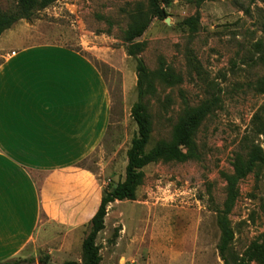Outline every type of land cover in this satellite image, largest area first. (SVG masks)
Listing matches in <instances>:
<instances>
[{"label": "rangeland", "instance_id": "374dc122", "mask_svg": "<svg viewBox=\"0 0 264 264\" xmlns=\"http://www.w3.org/2000/svg\"><path fill=\"white\" fill-rule=\"evenodd\" d=\"M18 8L19 0H0L4 14ZM160 8L165 17H154L150 0H58L12 26L25 35V45L74 48L105 75L111 125L84 163L98 173L106 169L105 189L125 179L127 152L138 133L132 109L141 101L139 60L154 85L142 100L152 122L147 151L173 142L188 111L210 107L193 147L182 149L186 160L149 164L136 199L108 207L96 241L99 264H225L220 217L233 232L229 262L264 264V167L239 181L231 207L223 176L234 173L235 159L247 157L253 145L264 150V0H172ZM139 17L149 27L139 40L145 50L134 58L124 36ZM89 231L66 250L65 233L47 231L11 264L81 262Z\"/></svg>", "mask_w": 264, "mask_h": 264}, {"label": "crops", "instance_id": "0c3cea01", "mask_svg": "<svg viewBox=\"0 0 264 264\" xmlns=\"http://www.w3.org/2000/svg\"><path fill=\"white\" fill-rule=\"evenodd\" d=\"M25 39L16 26L0 36V263L53 229L61 250L82 239L107 177L84 166L111 125L105 75L74 48Z\"/></svg>", "mask_w": 264, "mask_h": 264}, {"label": "trees", "instance_id": "16d2710c", "mask_svg": "<svg viewBox=\"0 0 264 264\" xmlns=\"http://www.w3.org/2000/svg\"><path fill=\"white\" fill-rule=\"evenodd\" d=\"M58 0H19L17 12L4 14L0 10V36L17 23L19 20H32L35 10L45 9ZM151 12L154 17H165L166 13L161 10V5H170L172 0H150ZM149 27V20L139 17L125 33L124 41L128 44L126 52L128 56L138 58L145 50L146 44L139 40ZM138 88L141 101L132 109V116L138 126V133L132 141L131 147L127 152L128 164L126 176L122 182L107 188L104 191L100 207L89 223L90 231L82 242V260L66 261L63 264H99L100 248L96 241L98 235L105 229V218L108 207L116 201H134L136 190L142 182V170L153 162L164 161H183L189 156L184 154L183 148H192L197 130L205 120L210 111V107L205 103L198 108L188 111L177 123L174 128L173 142H161L151 151H147V145L152 134L151 116L148 109L142 103L143 98L154 90L152 77L148 72L144 62L138 61ZM233 174L223 173L227 185L226 206L231 207L236 199L237 185L240 180L252 173L256 168L264 167V150L260 146L253 145L247 157L238 156L235 159ZM222 237L219 243V253L225 264H231L228 259L229 246L233 240V232L230 229L226 217L219 219ZM259 258V257H258ZM0 264H11L5 262Z\"/></svg>", "mask_w": 264, "mask_h": 264}]
</instances>
